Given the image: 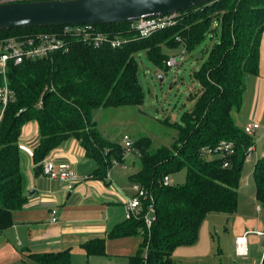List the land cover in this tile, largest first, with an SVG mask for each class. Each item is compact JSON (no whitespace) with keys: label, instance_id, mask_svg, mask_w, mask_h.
Listing matches in <instances>:
<instances>
[{"label":"trees","instance_id":"obj_1","mask_svg":"<svg viewBox=\"0 0 264 264\" xmlns=\"http://www.w3.org/2000/svg\"><path fill=\"white\" fill-rule=\"evenodd\" d=\"M178 13L173 26L146 38L138 37L134 23L96 25L122 40L114 48L72 41L67 51L50 58L9 64L7 83L12 97L0 119V231L12 224L13 211L25 202L19 136L26 122L35 120L38 125L39 140L32 153L36 169L42 171L45 156L74 138L86 157L96 162L91 176L105 179L112 159L122 161L124 151L101 136L93 112L140 105L144 93L138 81V54L144 52L156 64L166 66L163 48L193 49L215 31L210 28L214 20L221 33L216 31L218 41L195 73L201 86L197 103L184 113V125L163 121L176 129L172 145L153 148L147 136L132 144L141 162L132 180L146 193L139 215L125 219L109 235L141 232L142 241L129 264H181L172 258L173 250L197 241L200 224L209 212L236 211L246 150L253 140L236 127L232 112L240 110L248 75L259 72L264 0H213ZM60 26L0 30V39L55 31ZM223 140L232 142V153L217 149ZM207 153L214 156L207 158ZM182 167L186 169L184 184L164 185V176ZM252 176L264 216V158L256 161ZM150 205L154 219L146 227L143 214ZM82 248L87 255H104L105 238L87 241ZM30 255L35 258L33 264H71L69 249Z\"/></svg>","mask_w":264,"mask_h":264},{"label":"rangeland","instance_id":"obj_2","mask_svg":"<svg viewBox=\"0 0 264 264\" xmlns=\"http://www.w3.org/2000/svg\"><path fill=\"white\" fill-rule=\"evenodd\" d=\"M216 26L217 21H212L210 28L215 31L207 34L193 49L186 50L184 60L177 66L166 67L163 62L156 64L144 52H140L137 66L138 81L144 93L142 103L137 106L98 108L93 112L101 136L124 151L122 161L112 159L108 174L130 197L136 194L132 176L138 173L141 162L138 152L126 150L125 140L128 139L134 144L140 137L147 136L151 138L153 148L174 143L176 129L163 121L184 125V113L196 105L201 86L195 73L206 63L209 49L218 41L216 34L220 36L221 32L220 28L216 30ZM183 50L184 46L178 45L165 47L162 53L171 57ZM245 83L240 110L233 111L232 116L236 127L242 132L248 124L256 123L258 128L249 134L254 150L242 167L239 187L241 201L238 208H242L246 204L247 196L254 192L252 169L258 159L264 158V30L259 46V72L248 75ZM213 156L211 153L206 154L207 158ZM114 160L117 161L116 164L113 163ZM169 178L172 186L184 184L186 169H178ZM233 219L234 216L225 213L209 212L200 224L196 243L178 245L173 251V259L183 264H262V243H258L257 249L253 251L250 241L247 245L248 254H234L229 227ZM262 221L264 224V219ZM259 229L264 231V225ZM138 232L121 237L107 235L104 255L86 258L82 254H72L71 264H129V256L137 252L142 241L141 232ZM253 255L258 257L257 263L252 261ZM26 260L35 263V258L31 255Z\"/></svg>","mask_w":264,"mask_h":264},{"label":"crops","instance_id":"obj_3","mask_svg":"<svg viewBox=\"0 0 264 264\" xmlns=\"http://www.w3.org/2000/svg\"><path fill=\"white\" fill-rule=\"evenodd\" d=\"M38 140L37 122H26L19 136L25 202L21 208L13 211L12 224L0 231V264H32L26 260L31 253L65 249L71 251V258L72 254H82L88 258L92 255H87L82 245L93 239L105 238L126 219L125 205L130 196L112 180L110 174L107 173L105 179L91 176L96 162L86 157L84 149L76 139L64 140L43 159L56 165H68L74 176L71 190L67 188L68 182L58 177L50 178L36 169L32 153ZM55 173H58L57 167ZM240 201L238 188L237 209L228 214L234 216L229 227L232 248L237 256L241 255L236 247L238 237L246 235L244 254H248L247 245L250 241L253 251L257 249L258 243L264 245L263 237L254 233L264 232L259 229L264 225V216L256 200L255 185L254 192L247 196L246 204L242 208H238ZM53 208L58 209V221L49 223L50 210ZM251 259L254 263L258 262V257L254 255Z\"/></svg>","mask_w":264,"mask_h":264},{"label":"built area","instance_id":"obj_4","mask_svg":"<svg viewBox=\"0 0 264 264\" xmlns=\"http://www.w3.org/2000/svg\"><path fill=\"white\" fill-rule=\"evenodd\" d=\"M8 1H34V0H0V2ZM179 13L168 14L164 16L144 18L134 22L133 27L137 32L138 37L146 38L152 35L159 29H164L173 26ZM72 41H81L92 47H100L108 44L111 47H117L122 43V40L117 37H110L109 33L97 28L96 25H62L55 31H42L34 33L29 36H8L0 39V76L2 84L0 85V119L5 109V106L12 97V91L7 83V70L9 64H20L26 60L46 59L52 57L57 52H65L69 49ZM185 49V47H184ZM186 49L180 53L168 57L165 61L167 67L179 65L185 58ZM258 128L256 123L248 124L244 127L247 134L252 133ZM126 150H134L132 142L128 139L125 140ZM221 151L228 153L233 152V144L231 141H221L218 148ZM254 150V144H251L246 150L245 160L250 157L251 152ZM117 163L116 160L113 162ZM55 167L58 168V173H55ZM42 173L50 178L58 177L62 181L68 182L67 188H73L74 176L69 171L66 163L56 165L52 161H42ZM164 185H170L171 181L169 176H164ZM133 190L135 195L128 198L126 202L125 218L131 219L139 215L142 204V198L145 196L146 191L138 184L134 183ZM153 206L150 205L149 209L143 216L146 227H150L154 217ZM58 221V209L53 208L50 210L49 223H56ZM253 233V232H252ZM264 239V232L255 231ZM246 243V235L236 239V247L239 254H244V247Z\"/></svg>","mask_w":264,"mask_h":264},{"label":"water","instance_id":"obj_5","mask_svg":"<svg viewBox=\"0 0 264 264\" xmlns=\"http://www.w3.org/2000/svg\"><path fill=\"white\" fill-rule=\"evenodd\" d=\"M213 0H34L0 2V30L134 23ZM161 78V77H160Z\"/></svg>","mask_w":264,"mask_h":264}]
</instances>
